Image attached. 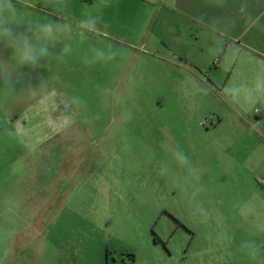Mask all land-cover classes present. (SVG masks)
<instances>
[{
  "label": "rangeland",
  "instance_id": "obj_1",
  "mask_svg": "<svg viewBox=\"0 0 264 264\" xmlns=\"http://www.w3.org/2000/svg\"><path fill=\"white\" fill-rule=\"evenodd\" d=\"M169 3L0 0V264H264V89Z\"/></svg>",
  "mask_w": 264,
  "mask_h": 264
},
{
  "label": "crops",
  "instance_id": "obj_2",
  "mask_svg": "<svg viewBox=\"0 0 264 264\" xmlns=\"http://www.w3.org/2000/svg\"><path fill=\"white\" fill-rule=\"evenodd\" d=\"M169 2L173 12L198 26L203 37L207 33L212 45L216 43L212 52L218 54L220 64L228 66L236 78L258 79L249 85L251 90L264 89V0ZM261 111L258 122L264 138V109Z\"/></svg>",
  "mask_w": 264,
  "mask_h": 264
},
{
  "label": "built area",
  "instance_id": "obj_3",
  "mask_svg": "<svg viewBox=\"0 0 264 264\" xmlns=\"http://www.w3.org/2000/svg\"><path fill=\"white\" fill-rule=\"evenodd\" d=\"M255 112H256L257 114L262 113L261 109H256Z\"/></svg>",
  "mask_w": 264,
  "mask_h": 264
},
{
  "label": "clouds",
  "instance_id": "obj_4",
  "mask_svg": "<svg viewBox=\"0 0 264 264\" xmlns=\"http://www.w3.org/2000/svg\"><path fill=\"white\" fill-rule=\"evenodd\" d=\"M24 59L27 60V59H29V57H28L27 55H25V56H24Z\"/></svg>",
  "mask_w": 264,
  "mask_h": 264
},
{
  "label": "trees",
  "instance_id": "obj_5",
  "mask_svg": "<svg viewBox=\"0 0 264 264\" xmlns=\"http://www.w3.org/2000/svg\"><path fill=\"white\" fill-rule=\"evenodd\" d=\"M146 1H151V0H146Z\"/></svg>",
  "mask_w": 264,
  "mask_h": 264
}]
</instances>
